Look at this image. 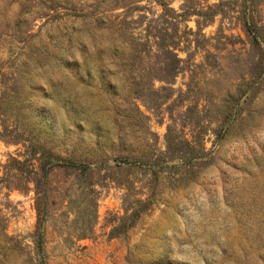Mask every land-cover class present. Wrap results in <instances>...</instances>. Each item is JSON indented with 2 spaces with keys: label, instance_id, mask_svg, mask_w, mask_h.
Returning a JSON list of instances; mask_svg holds the SVG:
<instances>
[{
  "label": "rangeland",
  "instance_id": "obj_1",
  "mask_svg": "<svg viewBox=\"0 0 264 264\" xmlns=\"http://www.w3.org/2000/svg\"><path fill=\"white\" fill-rule=\"evenodd\" d=\"M40 260L264 264V0H0V264Z\"/></svg>",
  "mask_w": 264,
  "mask_h": 264
},
{
  "label": "trees",
  "instance_id": "obj_2",
  "mask_svg": "<svg viewBox=\"0 0 264 264\" xmlns=\"http://www.w3.org/2000/svg\"><path fill=\"white\" fill-rule=\"evenodd\" d=\"M55 166H62V167H74L76 169H78V172L81 174L83 173L85 170H89L88 166H77L74 164H57L54 160L49 159L46 160L44 162H41L38 166V176L34 178V185H45V183L47 182V177H48V172ZM32 171V170H30ZM35 246L37 249L40 248V242L37 240V242L35 243ZM39 257H41L40 253L38 254ZM40 264H42L41 260H40Z\"/></svg>",
  "mask_w": 264,
  "mask_h": 264
}]
</instances>
